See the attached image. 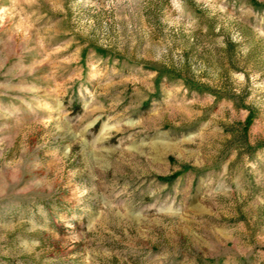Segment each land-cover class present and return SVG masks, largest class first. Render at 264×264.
I'll list each match as a JSON object with an SVG mask.
<instances>
[{
	"label": "rangeland",
	"instance_id": "obj_1",
	"mask_svg": "<svg viewBox=\"0 0 264 264\" xmlns=\"http://www.w3.org/2000/svg\"><path fill=\"white\" fill-rule=\"evenodd\" d=\"M0 264H264V0H0Z\"/></svg>",
	"mask_w": 264,
	"mask_h": 264
},
{
	"label": "trees",
	"instance_id": "obj_2",
	"mask_svg": "<svg viewBox=\"0 0 264 264\" xmlns=\"http://www.w3.org/2000/svg\"><path fill=\"white\" fill-rule=\"evenodd\" d=\"M168 177H164V179H167Z\"/></svg>",
	"mask_w": 264,
	"mask_h": 264
}]
</instances>
